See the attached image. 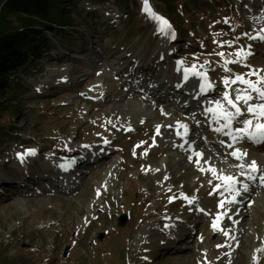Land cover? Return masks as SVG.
I'll return each instance as SVG.
<instances>
[{"label":"rangeland","instance_id":"374dc122","mask_svg":"<svg viewBox=\"0 0 264 264\" xmlns=\"http://www.w3.org/2000/svg\"><path fill=\"white\" fill-rule=\"evenodd\" d=\"M73 2L62 5L70 14L72 33L60 26L61 11L50 13L55 19L50 29L42 30L40 47L26 53L23 71L10 76L9 97L0 100V173L16 168L25 178L26 166L37 160L38 170L29 176L37 179L43 168L52 166L50 159H61L58 152H77L79 159L89 149L111 154L93 164L77 191L35 195L25 189L22 197H0V264H264V191L254 194L258 204L241 226H234V205L226 199L231 197L216 194L217 185L209 193V184L230 171L227 162L215 159L224 158L220 150L212 155L205 147L201 161L207 160L206 168L196 165L199 161L189 152L182 160L188 146L170 134L186 116L154 106L150 93L137 91L144 88L139 73L145 80L153 78L146 75L152 68L168 73L164 68L169 57L181 62V74L190 67L207 74L215 101L225 91V77L257 80L248 74L264 70V41L243 34L264 35V0H175L161 5L148 0L151 10L175 29L171 27L175 39L165 40L158 36L157 22L143 11L144 0ZM226 41L234 43L229 47ZM249 46L253 54L229 63L226 72L225 58L235 59L228 54ZM141 63L144 67L134 72ZM259 74L264 76V71ZM250 147L240 150L264 175V161L251 157ZM30 149L34 155L26 154ZM18 154H25L23 161ZM257 154L264 157V152ZM98 164L102 166L95 170ZM204 175L206 179L200 178ZM239 175H234L238 181ZM223 200L228 201L222 208L227 217L213 229L206 214L221 208L217 203ZM242 200L246 198L236 202ZM120 215L126 222L117 227ZM255 217L257 222H252ZM170 242L174 248L167 253L162 248Z\"/></svg>","mask_w":264,"mask_h":264},{"label":"snow or ice","instance_id":"6c2138e0","mask_svg":"<svg viewBox=\"0 0 264 264\" xmlns=\"http://www.w3.org/2000/svg\"><path fill=\"white\" fill-rule=\"evenodd\" d=\"M143 11L149 15L150 18L157 22L158 31L167 36L170 39H175V33L171 30V25L163 17L155 14L151 8L148 6V0H144ZM227 23V21H225ZM244 36H247L249 39H260L264 41V35L250 36L248 33H244ZM240 38L237 37L236 40ZM229 47H231L234 41H226ZM253 53L248 48L240 47L235 53L228 54L229 57L234 56L235 59L225 58L224 70L226 72L230 71L226 66L229 63H240L242 60H247L249 56ZM221 57H225V53H218ZM260 71L264 70H253L248 75L257 76V80L253 81L247 79L244 75H236L234 77H225L223 79V85L225 91L220 100L214 101L216 105L215 108H209L206 111L212 112L217 123L220 120H223L224 123L221 127L215 129L217 132H221L225 135H229L232 138L233 143L238 142L239 140L247 139L253 143H264V76L259 74ZM206 76V74H203ZM185 79H187V73H185ZM240 84L244 87H231V85ZM212 87L211 82L201 83L200 89L203 92L205 89H210ZM239 124V127L234 129L237 135H232L233 125ZM185 129L186 125H183ZM225 129L228 131L225 132ZM223 143V141H221ZM233 144H229L228 147H232ZM26 154L34 155L35 150H26ZM25 154H18L21 161ZM198 156L202 157V153H197ZM236 160H243L247 156V152H243L240 149H235L233 152L229 153ZM241 169L248 168L252 173L260 171L257 162L251 161L250 164H240L238 165ZM209 171L215 173V169L210 168ZM219 179L225 182V186L229 191H235L236 195L241 194V189L234 188V185L239 183L235 177L228 175H220ZM248 179H255L256 177L249 175ZM259 179L264 182V175L259 177ZM217 189L220 187L216 186ZM244 192L248 191L247 185H242ZM235 203L236 201H231ZM224 202L221 201L219 207H223ZM203 211V210H201ZM219 217H217V220ZM213 229L218 227L217 222L213 221ZM223 231V229H220ZM225 235L227 233L225 232Z\"/></svg>","mask_w":264,"mask_h":264},{"label":"trees","instance_id":"16d2710c","mask_svg":"<svg viewBox=\"0 0 264 264\" xmlns=\"http://www.w3.org/2000/svg\"><path fill=\"white\" fill-rule=\"evenodd\" d=\"M95 1V0H92ZM157 4H169L175 0H154ZM215 1V0H214ZM73 0H3L0 7V100L9 97L11 75L23 71L26 53H34L45 38L44 28H51L55 17L50 13L61 11L60 26L69 24V13L63 4ZM76 6V4H75ZM64 11V12H63ZM78 18V16H77ZM236 20V25H237ZM3 105L0 103V112ZM3 135L0 134V138Z\"/></svg>","mask_w":264,"mask_h":264},{"label":"bare ground","instance_id":"6f19581e","mask_svg":"<svg viewBox=\"0 0 264 264\" xmlns=\"http://www.w3.org/2000/svg\"><path fill=\"white\" fill-rule=\"evenodd\" d=\"M157 32H159V31H157ZM159 34L161 35V36H163V34H161L160 32H159ZM86 40H87V38H86ZM78 50H80V49H78ZM86 63H88V62H86ZM86 63H84V64H86ZM259 64V63H258ZM260 66H261V64H259ZM263 69V68H262ZM146 78H143V80H144V82H147V80H145ZM192 80H196V81H199V79L197 78V77H195V76H191V79H190V82L192 81ZM15 81H18V80H15ZM191 83H193V82H191ZM197 87L200 89V82H197ZM163 89H168V88H163ZM193 91H192V93H191V95L193 96V95H195L196 94V90H197V88L195 87V84L193 83V86H192V88H191ZM168 90H171V89H168ZM205 90H207V89H205ZM202 95V94H201ZM204 95V94H203ZM201 96L199 99L197 98V100H198V102L200 103V102H203V104L205 105V108H207L208 109V107H215L213 104V102L215 101V96H211V95H207V96ZM196 96H198V95H196ZM201 99V100H200ZM195 105H192L191 104V106L189 107V108H187L188 110H187V112L189 113V111H190V108L191 107H194ZM191 115V114H190ZM190 121V122H189ZM192 120H191V118L188 116V115H186V121H184V122H186V126H187V128L185 129V127H183V125H176V126H174L173 128H171V136H173V134H174V132H175V134H178L180 137H181V135H183L184 134V131H186V132H188V131H191L192 133L191 134H189V136L188 137H185L184 136V139H188L187 140V142H184V143H187V144H189L190 146H191V148H193V150H194V154H196L197 155V153H202L203 154V151H205L206 149H205V147L206 148H209V151L212 153V155L214 154V155H216V150L218 149V147H216V149H214L213 147H215V146H213L212 148L211 147H207V145H205V140L207 141V140H210V141H212L213 143H215V139H214V136L216 135L215 134V129L216 128H218V127H221L222 126V123H219V124H217V125H215V126H209V125H206V124H204V127L206 128V129H208V130H210L211 131V133H203V132H201L200 130H199V127H197V126H195L192 122H191ZM240 126V125H239ZM166 129H169V126L168 127H166ZM161 131H162V128H161ZM178 136V137H179ZM203 137V138H202ZM211 137H213V138H211ZM218 138L219 139H216V143L219 145L220 143H219V141L220 140H223V141H227V139H226V137L225 138H222V135H221V137L220 136H218ZM204 140V141H203ZM208 142V141H207ZM239 144H240V146H245V145H247V144H249L247 141H245V140H239ZM212 146V145H211ZM181 149V148H180ZM232 149H233V147H232ZM184 150V149H183ZM233 150H235V149H233ZM253 153H252V155H251V157H254V158H256V159H258L259 161H264V157H260V158H258L257 156H258V154H257V151H255V150H253V149H250ZM187 152H188V150H186V152H183V153H181L182 154V157L184 156V154H185V156H186V154H187ZM44 153H46V152H44ZM61 156H59L61 159L59 160V165L58 166H60V168L62 169V172L63 173H65V176H62V174H60V173H57V175H58V179H61L63 182H64V185H66V186H64V187H66V188H69V187H71V186H73L76 182H77V179H76V175H75V172L73 171L75 168L74 167H76L77 165H79V164H77L76 166L75 165H73V164H70L69 165V168L68 169H65L64 167H62L65 163L64 162H66V163H68V162H71L72 163V159H70V158H66V157H63V156H65L66 155V153L64 154V153H62V152H58ZM71 153H73V152H70V154ZM76 153H73V156L75 155ZM110 153L108 152L107 153V155H105V156H103L101 159H100V162L102 163L103 161H102V159L104 158V157H107L108 155H109ZM162 154V153H161ZM190 154H192L193 156H192V158L194 159V161H198V160H201V159H196L195 160V158H194V154H193V152H190ZM63 155V156H62ZM77 155V154H76ZM187 157H189V155L187 154ZM199 157V156H198ZM204 157H206L204 154L202 155V157L201 158H204ZM77 159H78V157H77ZM185 159V157H183V159L182 160H184ZM216 160H220V162H227V164H228V166H232V168H230V170L233 172V175H236L237 173H239L240 171H241V169H237V167H235L234 166V163L233 162H228V161H226V160H224V159H221V157H218V158H215ZM50 161H53V159H50ZM248 161L251 163V161L248 159ZM249 162H247V164H249ZM239 163L240 164H245L246 162H245V160L243 159V160H239ZM80 164H83V162L82 163H80ZM82 166V165H81ZM80 166V167H81ZM101 164H98V166L96 167V169L95 170H98V169H100L101 168ZM200 166H202V165H200ZM88 167H91V165H88ZM48 168H50V167H48ZM227 170H224L223 172L225 173V175H227L228 174V172H226ZM249 181H252V180H249ZM254 182V181H253ZM260 182H262V181H260ZM215 183V182H214ZM223 183H225V182H223ZM82 184H80V186H81ZM224 185V184H223ZM225 186V185H224ZM28 187V186H27ZM79 188V186H77V189ZM77 189L75 188V189H72V190H76L77 191ZM56 193H60V194H66V193H68V192H56ZM216 194H220L222 197L224 196L223 194H222V192H221V190H219V189H217L216 190ZM231 198V200L233 201V200H240L238 197H239V195H229ZM252 196H254V194H250V195H247V199L245 200V201H243V202H241V204H240V208L237 210L238 211V214L239 213H244V215L245 216H249V212L251 211V210H253V208L255 207L254 206V204H258V201H255L254 202V204H253V206H251L250 204H249V202H250V199H251V197ZM251 206V207H250ZM262 208V207H261ZM244 216V217H245ZM230 217V216H229ZM255 220V222H257V220H258V217H255V219H253L252 220V222ZM164 221V220H163ZM219 225L221 224L222 225V221H221V219H219ZM227 225V224H226ZM226 227V226H225ZM227 228L230 230L231 229V227L229 226V225H227ZM162 235L164 236V233H162ZM174 235V234H173ZM172 235V236H173ZM178 243H180V241H178L176 244H178ZM162 245H165V244H161V246ZM169 245V244H168ZM163 247V246H162ZM161 247V248H162ZM163 250H167V253H169V252H171L172 250H170V246H167V248H162ZM167 253H165V254H167Z\"/></svg>","mask_w":264,"mask_h":264},{"label":"water","instance_id":"95a60500","mask_svg":"<svg viewBox=\"0 0 264 264\" xmlns=\"http://www.w3.org/2000/svg\"><path fill=\"white\" fill-rule=\"evenodd\" d=\"M125 222H126V216L120 215V217H118V220H117V227H122L125 224ZM102 238H103V235L100 234L99 240H102ZM66 254H67V249L64 252V256H66Z\"/></svg>","mask_w":264,"mask_h":264}]
</instances>
